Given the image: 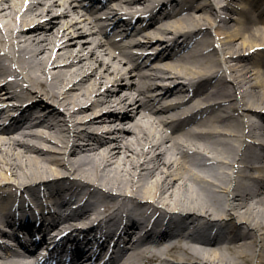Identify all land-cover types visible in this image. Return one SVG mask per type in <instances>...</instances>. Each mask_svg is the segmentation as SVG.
<instances>
[{"label": "bare ground", "instance_id": "6f19581e", "mask_svg": "<svg viewBox=\"0 0 264 264\" xmlns=\"http://www.w3.org/2000/svg\"><path fill=\"white\" fill-rule=\"evenodd\" d=\"M115 1L96 17L79 0H0V223L37 204L46 243L70 207L58 210V196L42 191L51 213L33 188L64 182L66 206L65 196L80 197L84 215L103 219L84 245L82 236L66 237L80 253L103 255L78 264H264V0ZM147 13L150 27L134 33V19ZM9 85L21 92L11 106L3 99L13 91L2 95ZM145 205L152 218L144 228L137 216ZM168 216L201 218L190 221L230 240L165 244L178 228L153 231V223ZM102 238L113 240L108 252ZM127 241L134 245L125 252Z\"/></svg>", "mask_w": 264, "mask_h": 264}, {"label": "rangeland", "instance_id": "374dc122", "mask_svg": "<svg viewBox=\"0 0 264 264\" xmlns=\"http://www.w3.org/2000/svg\"><path fill=\"white\" fill-rule=\"evenodd\" d=\"M205 3H207V0H203V1H201L199 4H205ZM242 4V2L241 3H239L238 1H234V2H232V6L234 7H236V5L237 6H239V5H241ZM237 8V7H236ZM235 8V9H236ZM263 8V4L261 3V9ZM238 9V8H237ZM238 10H240V9H238ZM232 16H235L234 14L232 15ZM236 17H238V18H241V14L239 13V15L238 16H236ZM155 50V49H154ZM154 50H151L152 52L154 51ZM126 67H129V65H127ZM211 89V88H210ZM241 121H243V120H241ZM111 138V137H110ZM242 230L243 231H248V228L246 227V226H244L243 228H242Z\"/></svg>", "mask_w": 264, "mask_h": 264}]
</instances>
